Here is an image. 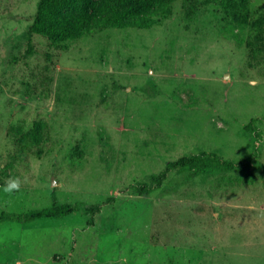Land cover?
<instances>
[{"label": "rangeland", "instance_id": "374dc122", "mask_svg": "<svg viewBox=\"0 0 264 264\" xmlns=\"http://www.w3.org/2000/svg\"><path fill=\"white\" fill-rule=\"evenodd\" d=\"M39 1L0 0V215L102 213L7 220L0 264H264V0H179L151 29L59 48L34 36L26 58ZM254 118L259 143L244 130ZM256 147L254 171L198 176L171 196L128 189L182 157L240 163ZM10 178L21 189L8 195Z\"/></svg>", "mask_w": 264, "mask_h": 264}, {"label": "trees", "instance_id": "16d2710c", "mask_svg": "<svg viewBox=\"0 0 264 264\" xmlns=\"http://www.w3.org/2000/svg\"><path fill=\"white\" fill-rule=\"evenodd\" d=\"M176 1L179 0H40L33 23L26 31L28 44L25 57H32L35 53L32 42L34 36L46 38L54 47L59 48L61 42L78 40L96 31L151 29L159 20L171 14L172 5ZM224 8L229 10L234 7L230 2H225ZM259 121L261 119L254 118L244 127L257 143L263 140L262 131L257 125ZM259 152L256 147L249 157L240 163H234L213 152L202 151L167 163L164 171L149 177V182L130 185L128 189L137 196H149L156 192L160 196H171L198 176L254 171L258 165ZM172 175L181 178L168 185ZM106 200L109 203L116 202L115 197ZM76 212L90 215L89 224L93 225L94 217L102 213V206L54 203L49 208L31 212L23 217H11L2 213L0 225L7 220L30 222L41 218L59 219Z\"/></svg>", "mask_w": 264, "mask_h": 264}, {"label": "clouds", "instance_id": "9594fccd", "mask_svg": "<svg viewBox=\"0 0 264 264\" xmlns=\"http://www.w3.org/2000/svg\"><path fill=\"white\" fill-rule=\"evenodd\" d=\"M21 189V181L19 178H10L8 181H6L3 191L5 194L11 195L14 192H19ZM16 264H21V262L18 260Z\"/></svg>", "mask_w": 264, "mask_h": 264}, {"label": "water", "instance_id": "95a60500", "mask_svg": "<svg viewBox=\"0 0 264 264\" xmlns=\"http://www.w3.org/2000/svg\"><path fill=\"white\" fill-rule=\"evenodd\" d=\"M53 185H55V182L53 181Z\"/></svg>", "mask_w": 264, "mask_h": 264}]
</instances>
